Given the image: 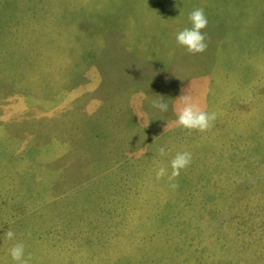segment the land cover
<instances>
[{"label": "rangeland", "instance_id": "rangeland-1", "mask_svg": "<svg viewBox=\"0 0 264 264\" xmlns=\"http://www.w3.org/2000/svg\"><path fill=\"white\" fill-rule=\"evenodd\" d=\"M182 94L210 132L175 125ZM17 242L30 264H264V0H0V264Z\"/></svg>", "mask_w": 264, "mask_h": 264}, {"label": "clouds", "instance_id": "clouds-1", "mask_svg": "<svg viewBox=\"0 0 264 264\" xmlns=\"http://www.w3.org/2000/svg\"><path fill=\"white\" fill-rule=\"evenodd\" d=\"M191 27H186L179 31L176 35V42L180 47L186 49L189 54H202L207 49L206 34L202 31L206 29L208 19L203 8L193 10L189 15ZM179 102V107L176 110V120L174 121L177 127L186 130L189 134L192 132L207 133L212 130L217 119L215 112L204 110L192 97L188 94H182L176 99ZM154 107L162 112H167L168 104L160 97V100L155 102ZM166 150L164 147L159 149V155L165 156ZM192 154L190 152H178L170 161L171 174L168 175V169L161 166L156 172L157 180L168 176V180H176L182 170L190 166ZM170 187L175 190L179 187L177 183H170ZM7 240H14L15 233L12 230H7L4 234ZM11 259L15 264H30L31 256L25 255V246L22 242H17L9 249Z\"/></svg>", "mask_w": 264, "mask_h": 264}]
</instances>
